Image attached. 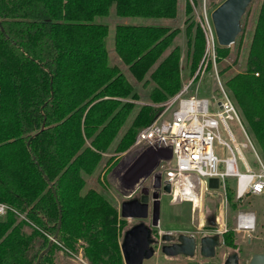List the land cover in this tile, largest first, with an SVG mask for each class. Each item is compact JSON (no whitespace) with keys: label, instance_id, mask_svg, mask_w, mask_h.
<instances>
[{"label":"trees","instance_id":"obj_1","mask_svg":"<svg viewBox=\"0 0 264 264\" xmlns=\"http://www.w3.org/2000/svg\"><path fill=\"white\" fill-rule=\"evenodd\" d=\"M178 1L0 0V202L25 219L9 214L0 222V264H35L56 233L40 264H56L57 251L80 254L87 264H123L126 220L86 187V179L132 113L129 100L138 96L120 67L108 63V25L96 19L112 8L120 16L175 18ZM194 24L185 31L190 77L205 52L204 33ZM178 32L167 25L116 26L115 53L137 82L153 87L115 154L126 152L181 90V49L173 45ZM217 49L218 62L231 54V48ZM226 86L264 159V0L245 68ZM228 201L232 210L241 202L230 186ZM224 241L237 246L232 229Z\"/></svg>","mask_w":264,"mask_h":264},{"label":"rangeland","instance_id":"obj_2","mask_svg":"<svg viewBox=\"0 0 264 264\" xmlns=\"http://www.w3.org/2000/svg\"><path fill=\"white\" fill-rule=\"evenodd\" d=\"M223 1L224 0H179L178 14L175 18L120 16L117 15L112 8L107 15L98 17L96 19L98 22H102L108 25V34L105 40V49L108 54V63L110 65H117L120 67L126 78L134 85L135 92L138 96V99L136 100H129V102L134 104L132 113L130 114L126 123L118 132L108 153L103 156L97 168L86 179L87 188L97 190L118 208L122 201L128 200L127 197H129L132 191H134L137 187L149 185L150 181L147 180V178L155 170L157 164L159 163V157H157L156 159V164L154 162L149 169L140 174H137L134 178H130L129 185H126V187H124V185L120 184L122 180H129L131 172L134 171L135 168L139 165L140 161L143 160L142 158L148 150L144 148L132 149L131 146L126 152L115 154L113 149L115 148L127 128L130 126L139 108L145 104H149V92L153 87V84L149 83L148 86L144 88L142 83L137 82L134 79L128 68L121 62L120 58L115 53L114 33L116 26L119 24L141 26L167 25L171 28H178L179 32L174 39L173 45L179 46L181 49L180 64L182 70L181 81L183 85L190 79V71L187 60V37L185 34L186 26L191 21L195 23L194 25H200L205 37V56L207 50V38L202 22H206V16H208L209 19L212 20L211 13L216 8L215 5H220ZM187 3H189L191 6L190 13L185 12ZM261 3L262 0H252L249 7L247 8V11L244 14L241 22L242 31L239 34L235 44L229 47L231 48V54L229 55V57L218 62V49L216 46L217 65L215 67L212 60L213 56H210L212 54L208 55L205 61V65L202 67V75L200 76V78H198L197 82L192 85L189 91L190 95L208 99H211L213 96L218 97L220 85L216 74H219L220 82L224 87H226V89H228L226 86L228 79L244 70L251 40V34ZM242 32H244V41L242 45H240L239 38ZM217 45L219 46V44ZM210 52L212 53L213 51L211 50ZM202 62L200 64V67L202 65ZM200 67H198V69H200ZM198 69L196 70V72L198 71ZM162 114L163 112L160 114V116ZM164 118L170 119L171 112H167L164 115ZM243 122L252 140L253 138L255 139L254 134L249 130L244 118ZM227 125L240 146H242L243 144H249L248 138L238 121L228 120ZM220 135L223 141L233 147L230 137L224 130L222 124L220 127ZM241 150L248 164L253 167L258 161L256 154L250 147L242 148ZM214 151L220 160H225L230 157L226 146L221 145L218 140L214 142ZM110 158H113V160L110 163H107ZM238 163L240 172L246 173V168L242 161L238 160ZM101 179L102 181H100ZM219 199L220 197H210L207 199V203L205 204V207L202 211L196 210L195 212H192L191 204L189 202L173 204L170 195H162L160 198V216L159 225L157 228V230L161 233L189 234L196 238L204 235H220L223 244L220 248H218L217 255L214 259L207 260L202 255L198 254H196L192 258L176 257L167 259L166 256L158 253L155 254L151 259L145 260L143 264H223L225 259L229 255L234 253H238L240 257V264H249L250 260L255 254L264 253V194L261 196H247L240 202L236 210H232L231 208H220V206L216 205V202ZM222 211L226 216L227 229H232L235 232L237 246L234 248L229 247L225 244L224 234L214 232V230H216L215 228L221 230V228L219 227L221 221H219L218 218L221 217ZM239 212H250L256 215L257 228L253 233H238L235 231L236 217ZM134 221L135 220L125 221V230L133 226ZM55 259L56 264H87L82 259L80 254L78 255V257H74L61 251L56 252ZM81 259L83 261H81Z\"/></svg>","mask_w":264,"mask_h":264},{"label":"built area","instance_id":"obj_3","mask_svg":"<svg viewBox=\"0 0 264 264\" xmlns=\"http://www.w3.org/2000/svg\"><path fill=\"white\" fill-rule=\"evenodd\" d=\"M202 23L207 38V50L200 69L190 77L187 83L182 85L181 90L173 98L163 104V114L138 133L131 147L132 149L144 148L159 155V163L151 174L150 186H152L155 177H161L162 183L170 186L168 195L171 196L172 203L189 202L192 212L202 211L210 197H220L216 205L222 209L229 208V186L234 189L236 201H242L249 195L261 196L264 194V159L259 153L255 139L253 138V141L248 134L242 115L230 92L220 82L219 74L216 72L220 85L218 97L213 96L208 99L189 94L192 85L202 75V67L209 54L213 56L215 67L217 65L216 46L218 41L213 22L206 16V22ZM1 97L2 88L0 86V103ZM167 112H171L170 119L164 118ZM228 120L238 121L249 144L239 145L227 125ZM221 124L230 137L233 147L222 140ZM216 140L226 146L230 157L225 160L218 158L214 151ZM248 147L252 149L258 159L253 167L248 164L242 154L241 149ZM238 160L244 164L246 173L240 172ZM211 179L219 180L218 188L210 187ZM9 214L24 219L11 205L0 202V222L4 221ZM218 220L221 221L219 225L221 230L218 229L217 232L225 234L228 229L223 211ZM256 228L257 218L254 213H238L236 232L251 234ZM49 239L52 240L51 237ZM81 261L83 260L81 259Z\"/></svg>","mask_w":264,"mask_h":264},{"label":"water","instance_id":"obj_4","mask_svg":"<svg viewBox=\"0 0 264 264\" xmlns=\"http://www.w3.org/2000/svg\"><path fill=\"white\" fill-rule=\"evenodd\" d=\"M251 2L252 0H224L212 11L211 19L220 47L229 48L235 44L242 31V18ZM210 187L218 188L219 180L211 179ZM138 189V198L128 199L120 204V219L142 220L141 223L133 225L122 234L120 251L123 264H143L145 260L154 256L153 245L156 242L151 238L152 228H158L159 225L161 196L170 193V186L162 183L159 176L154 178L152 186L150 184L139 186ZM144 220H150V226L145 225ZM59 226L60 221L58 229ZM56 237L57 233L50 240L47 248L38 256L35 264H40L42 257L48 253ZM178 240L180 244L176 246L177 251L167 253V255L193 257L197 245L194 236L180 234ZM222 244L220 235L204 236L200 241L201 255L204 258L215 257L216 249ZM226 264H240L239 255L230 257ZM249 264H264V253L255 254Z\"/></svg>","mask_w":264,"mask_h":264},{"label":"flooded vegetation","instance_id":"obj_5","mask_svg":"<svg viewBox=\"0 0 264 264\" xmlns=\"http://www.w3.org/2000/svg\"><path fill=\"white\" fill-rule=\"evenodd\" d=\"M150 178H151V175L148 176L147 180L150 181ZM129 182H130V180L126 179V180H122L120 182V184H122V185H124V187H126V185L130 184ZM138 197H139V189L136 188L134 191H132V193L129 195V197H127V199H135V198H138ZM122 202H124V201H122ZM141 222H142V220H135L133 224L136 225V224H139ZM144 223H145V225L150 226V220H144ZM215 229L216 230H214V232H217L218 228H215ZM186 235L192 236V235H189V234H186ZM179 236H180V234H178V233L177 234H174V233H161V232H159L157 230V228H152L151 238L156 242V244L153 245V248L155 250L154 255L159 253V254H162L163 256H166L167 259L176 258V257L188 258L187 256H184V255H177V256L167 255V253H172V252L177 251L178 247L176 248V246L180 244L179 243L180 241L178 240ZM204 236H214V235H204ZM204 236H200L198 238L194 237V239L196 241V244H197L196 245V249H195V255L196 254L201 255L200 241H201V239ZM221 242H223V241L221 240ZM220 247H218V248H220ZM163 248H165V249H163ZM218 248L216 249V255H217ZM156 250H157V252H156ZM236 254H238V253H234V254L229 255L225 259L223 264H226L227 260L230 257H232V256H234ZM216 255H215V257H216ZM215 257H213V258H205V259L210 260V259H214ZM190 258H192V257H190ZM239 262H240V257H239Z\"/></svg>","mask_w":264,"mask_h":264},{"label":"crops","instance_id":"obj_6","mask_svg":"<svg viewBox=\"0 0 264 264\" xmlns=\"http://www.w3.org/2000/svg\"><path fill=\"white\" fill-rule=\"evenodd\" d=\"M157 157H159L158 154L154 153L153 151H147L146 154L144 155V157L142 158L143 160L140 161L139 165L135 168V170L131 172V174L129 176V180L132 177L134 178L137 174H140V173L146 171L147 169H149L150 166H152V164L154 162L156 164ZM100 181H102V179ZM113 205L115 206V204H113ZM115 207L119 213L120 205H119V208L117 206H115Z\"/></svg>","mask_w":264,"mask_h":264}]
</instances>
